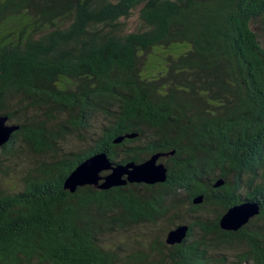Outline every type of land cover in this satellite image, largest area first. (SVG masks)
Segmentation results:
<instances>
[{
    "label": "trees",
    "instance_id": "trees-1",
    "mask_svg": "<svg viewBox=\"0 0 264 264\" xmlns=\"http://www.w3.org/2000/svg\"><path fill=\"white\" fill-rule=\"evenodd\" d=\"M0 115V264H264V0H0ZM100 152L168 179L66 189Z\"/></svg>",
    "mask_w": 264,
    "mask_h": 264
},
{
    "label": "water",
    "instance_id": "water-1",
    "mask_svg": "<svg viewBox=\"0 0 264 264\" xmlns=\"http://www.w3.org/2000/svg\"><path fill=\"white\" fill-rule=\"evenodd\" d=\"M18 129L19 126L12 124L8 116L0 115V146L9 142L13 133ZM122 139L118 138L115 142H120ZM171 153L174 154V152ZM163 155L166 154H154L140 163L119 164L115 163L106 152L93 154L66 178L65 188L75 192L78 187L87 185L108 190L113 187L125 186L128 183L156 184L166 182L168 167L160 161ZM222 183L223 179H219L217 185ZM202 201V195L195 199L196 203ZM259 213L260 205L257 202L246 200L227 210L220 220V226L222 229L235 231L249 223ZM188 231V224L171 229L167 234V243L169 245L182 243L187 237Z\"/></svg>",
    "mask_w": 264,
    "mask_h": 264
},
{
    "label": "rangeland",
    "instance_id": "rangeland-1",
    "mask_svg": "<svg viewBox=\"0 0 264 264\" xmlns=\"http://www.w3.org/2000/svg\"><path fill=\"white\" fill-rule=\"evenodd\" d=\"M226 253L228 254L226 261L217 264H236L235 251H231V249H228L226 250Z\"/></svg>",
    "mask_w": 264,
    "mask_h": 264
}]
</instances>
